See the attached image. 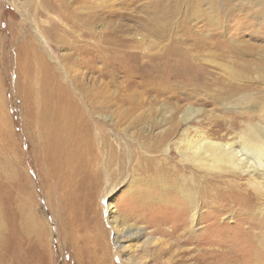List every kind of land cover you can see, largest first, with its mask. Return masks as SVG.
Masks as SVG:
<instances>
[{"label":"rangeland","instance_id":"1","mask_svg":"<svg viewBox=\"0 0 264 264\" xmlns=\"http://www.w3.org/2000/svg\"><path fill=\"white\" fill-rule=\"evenodd\" d=\"M97 34L114 38L104 43ZM35 46L73 94L113 97L90 114L113 141L117 135L161 163L169 148L168 159L182 164L176 142L186 128L180 117L187 107L202 109L193 126L218 130L224 119L236 117L237 124L226 122L235 130L228 139L247 122L264 125V0H0V264H42L43 258L45 264L84 262L64 240V202L37 152L28 116L29 85L21 62ZM39 80L34 77L35 90ZM123 97L141 105L132 108ZM173 122L178 128L165 146L147 153ZM151 176L137 171L103 179L96 193L113 264H127L129 257L131 264H264V214L247 211L256 201L253 192L239 198L209 180L192 229L189 203L180 194L167 199L151 192L150 181L158 180ZM87 187L86 193L96 192L94 182ZM51 191L59 199L55 209L48 201ZM108 203L143 226L144 234L117 242ZM21 206L41 228L42 251L37 240L19 231ZM172 229L174 235L166 234ZM152 236L158 239L146 245ZM162 245L175 253L157 257Z\"/></svg>","mask_w":264,"mask_h":264},{"label":"bare ground","instance_id":"2","mask_svg":"<svg viewBox=\"0 0 264 264\" xmlns=\"http://www.w3.org/2000/svg\"><path fill=\"white\" fill-rule=\"evenodd\" d=\"M97 16L90 15V19L94 20ZM97 36L103 38L104 43L114 38L112 34L108 37L101 34ZM36 60L40 64L38 67L35 64ZM21 64L22 75L29 85L27 88L30 106L28 116L37 144V152L43 161L44 168L55 180V194H60L59 199H62L60 202H64V217L60 219L64 227V240L72 246L75 245L76 254L84 258L82 264H113L109 247L104 240V222H100V214L95 207V196L101 191L103 179L109 178L112 181L118 175L131 176L137 171L144 175H156L158 180L152 179L151 184L149 183L151 187L153 186L150 191L160 192L162 198L167 199L171 195L180 194L191 206L192 229L196 226L200 202L207 194L209 180L221 183L219 187H223L226 194L230 192V195L234 194L239 198L247 199V196L253 192L256 201L249 204L247 211L254 214L251 215L253 217L256 213L254 208L264 214V125L247 122L245 127L228 139L229 132L235 130L232 124L229 125L226 122L237 124L236 117H231V120L224 119V122L218 124V130H215L214 126H193L191 122L201 121L198 117L202 109L187 107L180 117V121L185 123L186 128L183 130L182 138L176 142L182 164L180 161L173 163L168 159L171 154L169 148H165L166 158L161 163L155 156L145 157L142 153L134 151L129 143L124 142L126 140L122 141V138L117 135H114L116 140L113 141L111 135L103 131L104 125L97 124L90 115L103 107L102 105L111 102L112 96L88 97L83 93L82 97H78L73 94L36 46L33 54H27V58ZM34 77L40 78L37 90L35 85L38 81L34 82ZM226 100L229 101L228 98ZM123 101V103H129L132 108L141 105V101L137 102L133 97L124 98ZM238 117L243 116L239 114ZM176 124L173 122L162 134L161 139L147 145L146 152L160 151L167 135L175 133ZM221 129H225L226 133L224 131V134H220ZM1 169L3 171L4 167ZM188 172L192 174L189 176ZM226 175L233 177L225 179ZM90 178L92 180H86ZM136 180L132 181L130 186L133 187L138 181ZM87 182L89 184H86ZM93 182L96 185V192L86 193L88 191L86 188H89L87 185ZM59 199L54 197V192H49L48 201L53 208L56 207ZM149 199L155 203L158 202V198L153 196ZM259 203L261 206L257 208ZM107 206L110 228L116 233L117 242L123 237H130L135 241L144 234L143 226L131 223L128 217L120 216L112 203H108ZM21 208L19 231H22L28 241L37 240L42 251L46 241L41 228L29 214L23 211V206ZM86 208H89V212ZM92 230L96 232L95 235H92ZM166 234L174 235L175 230H167ZM157 239L158 237L155 236L147 237L145 244L150 245ZM173 244L175 243L172 242V246ZM163 246H160L156 252L157 257L164 251L167 253L172 251L171 245ZM171 253L173 255L175 252ZM131 260L130 257L127 258V264H131ZM44 262L46 261L43 258L42 264H45ZM170 264H177V262L171 261Z\"/></svg>","mask_w":264,"mask_h":264},{"label":"snow or ice","instance_id":"3","mask_svg":"<svg viewBox=\"0 0 264 264\" xmlns=\"http://www.w3.org/2000/svg\"><path fill=\"white\" fill-rule=\"evenodd\" d=\"M194 87H198V86H194ZM212 102H218V101H215V100H214V101H212ZM234 264H238V262H234Z\"/></svg>","mask_w":264,"mask_h":264}]
</instances>
